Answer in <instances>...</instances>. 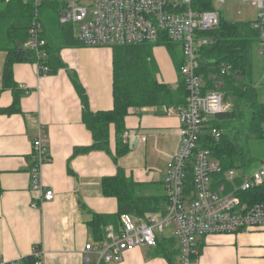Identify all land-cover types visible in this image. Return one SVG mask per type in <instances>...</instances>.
<instances>
[{
  "label": "crops",
  "instance_id": "1",
  "mask_svg": "<svg viewBox=\"0 0 264 264\" xmlns=\"http://www.w3.org/2000/svg\"><path fill=\"white\" fill-rule=\"evenodd\" d=\"M49 37V47L56 49L62 67L54 75L40 77L33 63L15 64L12 74L22 113L0 115V264H24L35 250L41 252L43 264H84L86 245L99 242L88 224L92 214L116 215L119 210L118 200L104 194L103 181L122 169L139 184V195L166 196L167 166L181 142L176 114L162 107L131 109L123 131L130 146L126 156L116 158L118 136L112 126L111 153L73 157L76 148L93 144L75 82L84 88L92 112L112 111L114 52L85 47L76 37V46L60 45ZM156 47L153 57L159 70V61L165 60ZM6 63L7 53L0 50V109L15 101L5 78ZM167 72L159 70L158 80L177 89L181 75L174 82ZM40 136L51 161L42 167L43 187L37 190L30 173L34 143ZM43 191H53L54 199L43 200ZM200 243L204 247L193 264H264V230L210 235ZM111 264L169 263L153 249L137 248Z\"/></svg>",
  "mask_w": 264,
  "mask_h": 264
},
{
  "label": "built area",
  "instance_id": "2",
  "mask_svg": "<svg viewBox=\"0 0 264 264\" xmlns=\"http://www.w3.org/2000/svg\"><path fill=\"white\" fill-rule=\"evenodd\" d=\"M11 0H6L10 2ZM36 8L28 29V40L23 49L34 54L33 64L40 77L48 76V41L40 10L51 4L57 7L58 22L73 29L75 37L85 47L115 48L144 44L166 46L169 42L180 48L182 66L180 75L187 91L186 103L170 107L168 114L179 117L181 142L177 153L167 166L165 180L167 207L156 215L136 219L121 216L118 229L110 226L105 238L96 245L87 244L83 252L84 264H111L120 262L127 251L157 247V232L166 226L178 240L180 264H193L202 239L210 235H235L244 230H264V203L249 204L240 197L264 184V162L242 177L234 191L224 187L213 189L214 175L222 173V166L212 151L202 146L205 134L219 140L218 128L207 129L210 121L231 110L220 91L206 90L202 77L200 57L204 49L215 41L211 33L220 24L218 5L227 0H32ZM209 1L213 9H207ZM255 5L258 18L252 24L258 36L259 53L264 60V0H243ZM211 3V2H210ZM229 68L224 69V71ZM34 165L31 169L32 186L41 189V170L50 163L47 148L40 136L34 143ZM192 174V189L189 175ZM240 175L237 170L225 172L234 183ZM53 191H43L42 199L50 202ZM158 215L161 218H158ZM35 264H43L41 252L35 250Z\"/></svg>",
  "mask_w": 264,
  "mask_h": 264
},
{
  "label": "trees",
  "instance_id": "3",
  "mask_svg": "<svg viewBox=\"0 0 264 264\" xmlns=\"http://www.w3.org/2000/svg\"><path fill=\"white\" fill-rule=\"evenodd\" d=\"M211 2V3H210ZM44 11L56 10L55 5L43 6ZM42 8V9H43ZM213 3L209 1L207 9L212 10ZM36 8L32 0H0V50L7 53L5 78L8 87L15 94L12 106L0 109V115L22 113L17 85L13 81L12 69L15 64L33 63L34 54L23 49L28 40V29L33 20ZM43 22V21H42ZM44 37L48 39L54 30V23L44 25ZM51 38L60 45H78L74 40L72 28L61 26L56 29ZM215 39L213 45L204 49L198 74L205 83L206 90L220 91L225 101L231 104V110L212 119L207 129L218 128L222 132L219 140L209 134L202 139V146L212 151L220 160L222 173L214 175L213 189L218 191L224 187L225 192L234 191L235 186L242 183V177L251 172L257 164L263 163L259 144L264 141V102L254 86L253 51L258 46V36L250 23L230 24L221 18L219 27L211 33ZM49 37V38H50ZM151 44L115 47L114 52V99L112 111L92 112L84 88L75 82L77 91L83 103V123L93 137V144L88 148H76L73 157L91 152L111 153V128L117 133L116 158L126 156L130 146L125 143L123 131L126 118L131 109L170 108L183 106L186 103L187 91L184 81H180L177 89L158 80V65L153 57ZM175 45L167 42L170 51ZM56 49L49 52V75H54L62 67ZM176 68L180 71L183 64L175 57ZM229 70L224 71V69ZM242 77V81L239 80ZM183 84V85H182ZM210 84V85H209ZM180 88V89H179ZM239 171L240 175L234 183L228 182L225 172ZM189 189H192V174L189 175ZM134 180L128 178L122 169L113 178L103 181V191L108 197L118 200L119 210L116 215L92 214L89 225L95 238L101 241L105 238L109 225L119 226L122 215H130L136 219H144L148 215L162 212L167 202L166 196H141ZM240 197L249 204L264 203V184L248 192L240 193ZM204 244H199L198 255L191 261L195 263L201 255ZM155 255L161 256L169 264H179L181 250L175 237L158 238ZM36 258L27 257L24 264H35Z\"/></svg>",
  "mask_w": 264,
  "mask_h": 264
},
{
  "label": "rangeland",
  "instance_id": "4",
  "mask_svg": "<svg viewBox=\"0 0 264 264\" xmlns=\"http://www.w3.org/2000/svg\"><path fill=\"white\" fill-rule=\"evenodd\" d=\"M218 7L219 8L217 9V11L219 12L222 19H224L226 23H230V24H238V23L254 24L259 14V10L255 5L249 2H244L243 0H227V2L224 5H218ZM40 14L44 25H47L49 23H54L55 26H53L52 28L54 31L50 33V36H52L57 32L56 29H59L61 27V25L58 22L57 11L52 9L48 11L47 10L44 11L43 8L40 10ZM73 35L74 37L76 36L75 33ZM46 36L49 37V34H47ZM156 48L158 49L157 51H160L159 53L162 54V56L164 57L163 59L165 60V61H161L162 60L161 58V60L159 61L160 63L159 70H161L162 72L161 74L163 73L165 74V72H167L168 70L167 72L168 77H170L174 82H178V78L180 74L178 72V69L174 65L173 61L171 60L170 55L172 57H175L179 62L181 59H183L180 48L174 46L172 51H169L168 47L166 46H157ZM253 63H254V86L259 92L260 99L264 102V60L262 59L259 53L258 46H256L253 51ZM202 84L205 87V83L203 82V79H202ZM259 151L262 154L264 160V141L259 144ZM260 165L261 164L255 165L252 168L251 172L256 170ZM163 194L164 191L161 192V195ZM165 210H166V206H163V211ZM158 218H161V216L158 215ZM172 232H173L172 227L166 226L163 233L157 232V236L160 239L171 238L173 236Z\"/></svg>",
  "mask_w": 264,
  "mask_h": 264
},
{
  "label": "water",
  "instance_id": "5",
  "mask_svg": "<svg viewBox=\"0 0 264 264\" xmlns=\"http://www.w3.org/2000/svg\"><path fill=\"white\" fill-rule=\"evenodd\" d=\"M239 80H240V81H242V80H243L241 76H239Z\"/></svg>",
  "mask_w": 264,
  "mask_h": 264
},
{
  "label": "bare ground",
  "instance_id": "6",
  "mask_svg": "<svg viewBox=\"0 0 264 264\" xmlns=\"http://www.w3.org/2000/svg\"><path fill=\"white\" fill-rule=\"evenodd\" d=\"M154 47V46H153ZM182 65V64H181ZM181 67V66H180ZM183 85V84H182ZM210 85V84H209ZM180 87V86H179ZM180 89V88H179Z\"/></svg>",
  "mask_w": 264,
  "mask_h": 264
}]
</instances>
